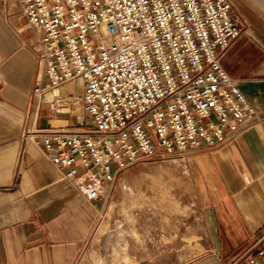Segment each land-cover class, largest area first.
<instances>
[{
  "label": "built area",
  "instance_id": "built-area-1",
  "mask_svg": "<svg viewBox=\"0 0 264 264\" xmlns=\"http://www.w3.org/2000/svg\"><path fill=\"white\" fill-rule=\"evenodd\" d=\"M34 34L46 84L36 82L22 139L42 149L61 178L95 203L110 198L122 172L143 160H183L218 148L261 124L223 69L221 54L245 31L230 0H17ZM80 78L81 94L49 110L79 105L84 131L36 130L43 96ZM103 215H99L101 221ZM264 261V230L245 253Z\"/></svg>",
  "mask_w": 264,
  "mask_h": 264
},
{
  "label": "crops",
  "instance_id": "crops-1",
  "mask_svg": "<svg viewBox=\"0 0 264 264\" xmlns=\"http://www.w3.org/2000/svg\"><path fill=\"white\" fill-rule=\"evenodd\" d=\"M230 2L245 31L220 62L261 124L242 128L221 147L201 146L177 159L192 183L190 217L153 218L149 209L142 234L108 236L98 231L116 188L110 198L105 187L99 200L87 202L41 148L22 139L35 104L32 89L47 79L17 0H0V264H247L249 243L264 230V0ZM82 90L76 78L47 92L34 129H92L90 114L79 105L49 110L55 98ZM93 230L94 254L87 250Z\"/></svg>",
  "mask_w": 264,
  "mask_h": 264
},
{
  "label": "rangeland",
  "instance_id": "rangeland-1",
  "mask_svg": "<svg viewBox=\"0 0 264 264\" xmlns=\"http://www.w3.org/2000/svg\"><path fill=\"white\" fill-rule=\"evenodd\" d=\"M176 160L172 157L143 160L122 172L113 187L118 194L112 196L98 235L142 234V219L149 209L155 214L153 218H160V213L168 214L169 218L190 217L192 183L184 164ZM95 235L93 230L88 253L94 254L96 250Z\"/></svg>",
  "mask_w": 264,
  "mask_h": 264
}]
</instances>
